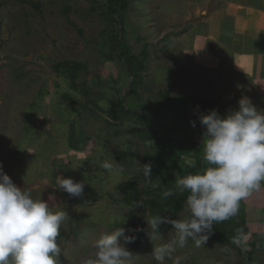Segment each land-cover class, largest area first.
<instances>
[{"label":"rangeland","instance_id":"1","mask_svg":"<svg viewBox=\"0 0 264 264\" xmlns=\"http://www.w3.org/2000/svg\"><path fill=\"white\" fill-rule=\"evenodd\" d=\"M213 1L128 0L121 24L114 16L117 25L102 15L106 0H0L4 56L0 62V164L22 191L47 202L51 211L66 213L57 237L61 249L57 264L95 259V242L120 228L136 237L131 244H124L120 237L130 253L123 258L124 264H160L154 253L162 247L172 249L163 264H235L240 260L236 249L209 237L199 245L189 237L180 246L171 221L190 218L186 203L180 214L159 219L153 229L154 218L147 208L139 206V201L134 206L123 201L130 182L137 184L141 200L149 198L143 191L150 183L142 176V162L146 153L159 152L153 144H144L137 128L182 142L181 160L195 172L208 167L203 160L204 132L190 124L173 126V113L158 112L160 93L167 92L177 101L192 96L199 101L215 100L227 112L246 97L248 88L228 87L229 78L201 58L207 26L196 25L202 18L198 10L212 11ZM121 28L122 40L134 56L144 47L148 52L142 82L132 95H127L132 77L126 66L115 53L112 60L104 56L103 31L111 34ZM194 34L196 39L188 38ZM214 48L213 43H206V51ZM63 61L85 65L78 83H85L79 87L87 88L86 98L55 74L53 65ZM247 98L264 113L263 102ZM120 100L127 109L145 113L144 121L134 117L111 120L106 112L115 111ZM105 161L114 169L102 168ZM58 176L83 183V193L71 197L57 186ZM262 193L254 190L240 201L245 223L242 242L257 241L264 233ZM84 196L89 199L81 200ZM246 206L259 215L245 217ZM253 264H264V245L255 251Z\"/></svg>","mask_w":264,"mask_h":264},{"label":"clouds","instance_id":"2","mask_svg":"<svg viewBox=\"0 0 264 264\" xmlns=\"http://www.w3.org/2000/svg\"><path fill=\"white\" fill-rule=\"evenodd\" d=\"M199 123L205 128L203 160L208 167L195 174L178 176L176 187L187 192L186 207L190 218L171 221L183 246L191 237L196 244L207 240L197 236L235 216L240 201L258 190L264 182V113L258 111L251 100L243 97L238 108L220 115L215 109L200 113ZM195 128L196 121H190ZM105 170H113L110 162H102ZM145 164L144 175L150 173ZM57 186L71 197H79L85 185L72 178H56ZM171 195V193H166ZM67 218L63 211L53 212L47 202L33 199L29 191H22L4 172L0 164V264H57L61 249L57 243L59 229ZM160 220L151 221L153 229ZM124 244L135 242L134 235H125L123 228L102 235L96 242L95 259L88 258L83 264H124L130 255ZM239 244L240 238H234ZM172 249L162 247L154 258L163 264ZM177 264L179 262L177 261Z\"/></svg>","mask_w":264,"mask_h":264},{"label":"trees","instance_id":"3","mask_svg":"<svg viewBox=\"0 0 264 264\" xmlns=\"http://www.w3.org/2000/svg\"><path fill=\"white\" fill-rule=\"evenodd\" d=\"M127 5L128 0H106L102 15L109 17L117 25L118 22L121 24L122 13L126 11ZM115 15L119 17L118 22L114 18ZM122 32V28L111 34L106 30L103 31L104 56L107 60H112L115 53L116 58L126 66L128 74L132 77L127 95H132L138 84L142 82V71L148 52L146 47H144L145 49L142 50L141 54L134 56L122 40ZM84 67L85 65L81 62L63 61L53 65V70L58 78L68 84L71 90L82 93L86 98L88 95L87 88L79 87L81 84L84 86L85 83H78L79 74ZM160 97L158 112L173 113V126L177 124L188 125L190 121H196V126L200 128L201 132L205 133V128L199 123L198 116L200 113L207 114L208 111L213 109L217 110L222 116L228 113L225 105L219 107L218 102L211 99L199 101L192 96L190 99L181 98L180 101H177L178 99L170 98L167 92L160 93ZM106 114L111 120L115 121L134 117L143 122L146 117L143 112L133 111L132 108L127 109L123 100L116 104L115 111L106 112ZM108 123L111 125L110 122ZM136 133L145 145L153 144L159 149V152L155 154L146 153L142 162V176L150 183L143 191L149 195V198L141 200L137 184L130 182L125 187L123 201L129 206H134L139 201L138 205L147 208L151 218L166 220L167 218L175 217L182 212L188 195L187 192H182L176 187V180L178 176L183 177L186 174H195L197 172L181 160L182 142L176 141L171 135L142 127L137 128ZM145 164L151 166L148 176L144 175L143 168ZM261 185L264 187L263 182ZM169 192L171 195H166ZM83 199L87 200L89 196H84L81 200ZM244 225L243 213L238 209L235 216L223 222L214 223L203 234L218 244H226L236 249L240 260L235 264H253L255 251L264 245V233L259 235L257 241L234 243V238L239 237L241 239L245 231Z\"/></svg>","mask_w":264,"mask_h":264},{"label":"crops","instance_id":"4","mask_svg":"<svg viewBox=\"0 0 264 264\" xmlns=\"http://www.w3.org/2000/svg\"><path fill=\"white\" fill-rule=\"evenodd\" d=\"M213 2L212 11L207 8L198 10L202 18L196 25L207 26L201 48L202 60L207 65L210 64L214 71L229 78L231 84L228 82V87L248 88L246 97H253L264 103V0ZM197 36L189 35L188 38L196 39ZM218 40L221 44L217 43ZM206 43H213L216 48L212 52L206 51ZM191 47L188 49L190 52ZM255 191L264 194V187ZM246 208L245 217L246 214L259 215L255 208ZM261 218L264 221V216Z\"/></svg>","mask_w":264,"mask_h":264},{"label":"built area","instance_id":"5","mask_svg":"<svg viewBox=\"0 0 264 264\" xmlns=\"http://www.w3.org/2000/svg\"><path fill=\"white\" fill-rule=\"evenodd\" d=\"M3 58H4V56H3L1 49H0V62L3 60Z\"/></svg>","mask_w":264,"mask_h":264}]
</instances>
